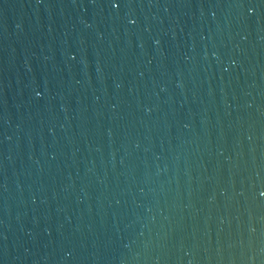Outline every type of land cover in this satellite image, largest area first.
I'll list each match as a JSON object with an SVG mask.
<instances>
[{
	"label": "water",
	"instance_id": "95a60500",
	"mask_svg": "<svg viewBox=\"0 0 264 264\" xmlns=\"http://www.w3.org/2000/svg\"><path fill=\"white\" fill-rule=\"evenodd\" d=\"M118 2L0 0V264H264V0Z\"/></svg>",
	"mask_w": 264,
	"mask_h": 264
},
{
	"label": "snow or ice",
	"instance_id": "6c2138e0",
	"mask_svg": "<svg viewBox=\"0 0 264 264\" xmlns=\"http://www.w3.org/2000/svg\"><path fill=\"white\" fill-rule=\"evenodd\" d=\"M113 4H114L116 7H119V6H120L118 0H113ZM134 22H135V21H133V23H134Z\"/></svg>",
	"mask_w": 264,
	"mask_h": 264
}]
</instances>
